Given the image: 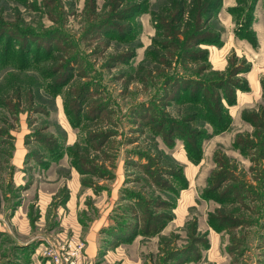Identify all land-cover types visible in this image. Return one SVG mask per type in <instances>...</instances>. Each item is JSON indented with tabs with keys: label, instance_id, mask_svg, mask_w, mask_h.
<instances>
[{
	"label": "rangeland",
	"instance_id": "1",
	"mask_svg": "<svg viewBox=\"0 0 264 264\" xmlns=\"http://www.w3.org/2000/svg\"><path fill=\"white\" fill-rule=\"evenodd\" d=\"M166 3L0 0V35L14 39L0 38V264H264V58L254 70L237 45L259 47L258 0L229 6L232 24L219 10L197 35L217 42L197 45L167 17L158 33ZM251 78L262 96L236 110ZM101 208L110 227L88 259ZM139 236L141 254L123 249Z\"/></svg>",
	"mask_w": 264,
	"mask_h": 264
},
{
	"label": "crops",
	"instance_id": "2",
	"mask_svg": "<svg viewBox=\"0 0 264 264\" xmlns=\"http://www.w3.org/2000/svg\"><path fill=\"white\" fill-rule=\"evenodd\" d=\"M235 4H236V0H223V4H222V7L220 9V13H222L224 11L226 14L225 13L221 14L223 16L222 22H229L232 24V15L230 13H228V15H227L226 11H227V8H229V6H232ZM260 4H262V11L261 12H260V8H259ZM253 29L257 32V35H258V39H259L258 49H255L247 40H244V39L243 40L237 39V42H238L237 45L241 44V51L244 52V54H246L248 59L252 61L253 69L255 68L254 70H258V68H257L258 64H259L258 57L261 56L262 58H264V0H258L257 7L255 10V19L253 22ZM227 41L225 40L224 47L219 50V55L217 53L219 58L223 57V54H224V51L226 50V47L229 48L230 44H232L233 42H236V38L235 39L232 38L228 42ZM254 70H251L248 73V75L250 74V77H254L256 75L257 72ZM250 83H251V90L250 91H245V92L239 93L238 104L236 106H234V108L236 110H238L239 108H241V106H244V105H248V106L253 105L254 103L258 102L259 97L262 96V86H261L260 82H258V80L252 81V78H251ZM24 152H25L24 149H23V151H18V156H16V157H18L19 159H22V157L24 158V154L26 153V152L25 153ZM64 167L67 169H70L69 165L66 163V160L62 159L59 163H54V166H52L51 169H54V172L57 173L58 168H64ZM60 177H63V176L60 175ZM80 178H81L80 174L77 172V170L75 168L71 169L70 180L64 178L65 179L64 184H66V182L68 181L67 185L70 188V200L67 203V205H68L67 210L70 212L71 222L75 221L73 215H75V218L77 215V212H76L77 205L76 204H77L78 198H79L78 197L79 196L78 195L79 190L81 189V179ZM87 190H88L87 191L88 194H91L94 196L96 195L94 193L93 189L90 188V190H89V188H88ZM104 192H107V191H104ZM51 194H55V191L53 193L50 192L48 194V193H45L42 190H40V196L41 197L43 195H45L46 197L47 196L50 197ZM113 197H114V195L111 194L110 199ZM112 200L114 201V198L111 199L110 201H112ZM110 201H107L105 203V205L110 203ZM104 202L105 201H103V203ZM103 211H104V209L101 208V210H100L101 215L99 216V218H97V220L95 222L94 221L92 222L91 230L87 234L88 259L89 258L92 259V258H94V256L97 257L98 253L101 249V247L99 246L100 244H98L99 240H100V238L98 236L99 230L102 229L103 227L104 228L110 227L111 220H110V217H108L110 211H109V209H106V213ZM142 239H143V237L139 236L136 238V240L132 244H127L125 246L122 245V247H124L123 249H125V250L127 248H130V249L134 250L135 252H139L141 250L140 251V254H141V252L143 251V249L145 247L142 245ZM110 252L108 254H110ZM108 254L106 256H108ZM140 257H142V255H140ZM125 259H127L126 262H129L127 254L125 256Z\"/></svg>",
	"mask_w": 264,
	"mask_h": 264
},
{
	"label": "trees",
	"instance_id": "3",
	"mask_svg": "<svg viewBox=\"0 0 264 264\" xmlns=\"http://www.w3.org/2000/svg\"><path fill=\"white\" fill-rule=\"evenodd\" d=\"M238 1L244 2L246 0H238ZM222 4H223V0H167V3L161 6L160 10L152 11V15H153V18L156 19L155 25H156L157 31H159L158 33L160 34H162V29L164 30L168 29V25L164 23V18H163V17L165 18L167 17V18H170L175 23L176 27H179L180 29L182 28L184 29L183 34L185 36V41H188V39L192 37L194 39L192 41L197 40V42L194 45H197L203 42L215 43L217 42V40L212 41L211 39H209V37H206L207 35L205 33H201L200 37H197V35L200 32H203L201 31L203 27H206L205 29H207V27H209L210 22L218 18L217 16H218L219 10L222 7ZM248 19L252 21L253 15H250ZM183 23H184V27H183ZM1 37L7 38L8 43L9 42L14 43V39L11 37V35L4 34V35H0V38ZM19 38L21 37H18L16 40L18 41ZM39 39L40 37L34 36V39L31 41L32 42L31 44H35ZM29 40H31V38ZM251 40L252 42L256 43L255 35H254V39L251 38ZM155 42L157 44V43H160L161 41L156 40ZM192 85L193 86L196 85V82L191 81L189 83V86L191 87ZM263 89H264V83H263ZM188 90H190V88H188ZM189 99L192 101L198 102L201 100V97H200V94L198 93L196 94L192 93V96ZM261 107L263 108L262 114H264V105H262ZM209 108L211 107L209 106ZM217 112L219 114V110ZM216 117H217V121H219V117H220V120H222L223 122L224 120H226L224 115H221V114H219V117L216 115ZM250 121L252 123H255L254 118H251ZM226 124L227 123H224L222 125V128H225ZM216 128L220 129L219 126L218 127L216 126ZM243 147L244 146H242L241 149L243 152L246 153L249 149H247L246 147H244L245 148L244 149ZM213 186H214V183H213ZM217 186L218 187H216L215 192L220 191L221 188H223V184L219 183V185ZM239 191H241V189L238 190V192ZM220 192L221 193H218L219 200H221L220 198L225 196L224 189L223 191H220ZM238 192H236L235 194V200L239 201L237 197Z\"/></svg>",
	"mask_w": 264,
	"mask_h": 264
}]
</instances>
